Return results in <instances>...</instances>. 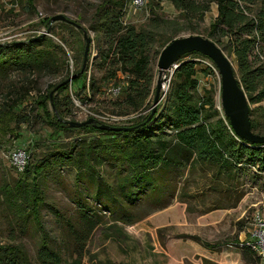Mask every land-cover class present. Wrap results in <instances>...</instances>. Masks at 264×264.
Listing matches in <instances>:
<instances>
[{"label":"trees","instance_id":"trees-1","mask_svg":"<svg viewBox=\"0 0 264 264\" xmlns=\"http://www.w3.org/2000/svg\"><path fill=\"white\" fill-rule=\"evenodd\" d=\"M16 1L28 12H36V0ZM128 2L132 3V0H99L88 28L96 37L100 35L104 39L105 49L97 52L101 67L105 69L101 83L118 89L116 97L107 99L108 102L120 108L118 114L135 115L129 119L131 123L121 126L124 129L104 130L94 123L71 127L64 123L65 120H74L66 119L71 114L74 99L81 103L91 101L92 95L99 92V85L92 77L88 80L89 58L81 72L84 47L79 41L75 43L79 58L74 63V70L69 72L66 58L61 61L64 68L60 70L56 51L63 48L51 38L55 35L50 17L38 22L48 35L0 44L1 71L12 69L23 74L50 75L65 71L62 79L48 85L44 93L35 97L46 124L52 127V135L59 131L92 134L88 140L81 135L68 145L60 144L39 161L28 160L13 191L8 183L0 187L6 206L15 210L16 218L30 216L36 222L41 232L38 257L45 263L54 261L50 264H59L61 261L51 249L48 235L39 221L43 192L37 179L48 168L64 164L74 168L76 178L84 173L87 180L95 184L94 196L98 202L104 196H108L110 202L120 198L133 202L132 195L139 196L144 189L153 187L157 180L155 174L160 168L179 171L186 165L198 163L212 167L218 180L225 178L227 181L242 175L264 174V144L248 142L235 134L228 118L215 107V89L210 88L202 94L198 92V72L217 74L207 57L197 53L183 55L171 75L168 91L153 115L147 119L151 109L142 113L150 107L155 93L152 57L155 54L157 58L161 49L181 32L190 31L204 34L233 58L240 85L250 105V128L252 132L264 135V0H149L150 18L141 28L123 22ZM164 2H169L177 12L173 19L160 13ZM211 3L216 5L217 15L207 28L201 29ZM58 24L82 33L68 22L59 21ZM186 56L191 58L185 59ZM199 66L203 68L198 70ZM69 78H72L70 82L65 83ZM119 82L121 86L117 85ZM30 91L29 87H23L17 90L16 96H6L0 105L3 133L25 122L23 108ZM5 118H8L7 122ZM91 118L97 124L104 123L99 118ZM106 162L115 167L116 189L112 187L113 182L108 183L97 169ZM106 188L108 192L104 191ZM156 189L158 196V184ZM123 193L127 196L123 197ZM106 208L109 209L110 205ZM123 215L117 219L130 220L127 212ZM93 220L84 215L83 221L88 228L86 234L98 224ZM81 255L82 251H78V256L70 264H80ZM0 264L31 263L22 245L0 243Z\"/></svg>","mask_w":264,"mask_h":264},{"label":"rangeland","instance_id":"rangeland-1","mask_svg":"<svg viewBox=\"0 0 264 264\" xmlns=\"http://www.w3.org/2000/svg\"><path fill=\"white\" fill-rule=\"evenodd\" d=\"M98 1L36 0V12L31 13L16 0H0V29L12 30L11 34L20 35L16 42H23L43 31L38 22L45 17L64 14L76 21L87 30L91 38L88 80L92 77L97 81L99 92L92 95L91 101L81 103L74 99L71 114L66 119L79 121L95 117L107 124L125 126L131 123L129 119L135 115L118 114L120 108L108 102L107 99L116 97L113 90L118 89L101 83L105 69L101 67L97 52L105 49L104 39L88 30ZM148 2L145 0L140 8H134L128 2L123 22L136 28L144 26L150 18ZM160 13L168 19L177 15L169 2L161 4ZM216 15V5L211 3L201 22V29L207 28ZM53 23L55 36L51 38L63 48L62 51H56L59 68L63 70L61 61L66 58L69 72H72L79 58V49H76L75 43L79 41L85 47L82 33L65 29L58 22ZM187 35L195 33L184 31L178 37ZM200 35L205 37L204 34ZM228 57L236 70L233 58ZM157 60L154 54L152 64L155 80ZM202 68L199 66L198 70ZM172 73L168 72L165 76L159 103L168 91ZM64 75L65 71L60 75H50L0 70V105L6 96H16L17 90L23 87L31 90L23 108L25 122L7 130L8 133L0 129V187L8 183L13 191L17 179L22 176L9 162V149L23 147L29 152V161L36 162L49 150L60 144L68 145L77 136L84 135L85 140L91 138L92 134L85 135L77 131H59L52 135V127L46 124L40 107L36 105L35 97L44 93L48 85L56 84ZM119 76L121 79L122 76ZM197 79L200 94L210 88L215 89V107L223 115L218 73L205 75L201 71ZM117 85L122 84L119 82ZM152 104L151 101L150 107L142 113H147ZM97 169L107 178L108 183L113 182L112 187L116 189V170L113 164L106 162ZM213 173L212 167L198 163L186 165L179 171L160 168L155 174L157 180L153 187L144 189L139 196L132 195L133 202L122 198L110 202L108 196H104L100 204L95 200V184L87 180L84 173L76 178L73 167L60 164L44 170L41 178L37 179L43 192L39 221L48 235L51 249L61 258L59 264H70L78 256V251H82L80 264H262L255 254L246 253L243 249H230L226 245L243 241L250 234L254 211L264 207V174L242 175L227 181L225 178L218 180ZM106 189L104 191L108 192ZM123 194V197L127 196ZM107 205H110L109 209ZM14 211L6 206L0 192V243L22 245L31 264L54 262L45 263L38 257L41 232L36 222L30 216L18 219ZM125 212L130 215L129 221L117 219ZM84 215L98 222L88 234Z\"/></svg>","mask_w":264,"mask_h":264},{"label":"water","instance_id":"water-1","mask_svg":"<svg viewBox=\"0 0 264 264\" xmlns=\"http://www.w3.org/2000/svg\"><path fill=\"white\" fill-rule=\"evenodd\" d=\"M50 21L68 22L69 24L74 25L77 29L82 30V36L85 42L82 59V72L87 63L91 43V38L88 36L87 31L84 30L81 25L74 23L64 14L51 16ZM190 53H197L207 57L215 66L220 83V107L223 115L228 118L230 127L235 134L248 142L264 144V135L254 133L250 128L249 101L240 85L238 75L231 60L215 42L197 34L177 37L161 49L156 64L157 76L155 80V93L152 100L153 104L147 119H150L153 115L156 106L161 99L160 93L163 89V82L166 74L171 72L175 64L183 55ZM71 79L72 78H69L65 83L70 82ZM64 123L71 127H80L84 124L94 123L95 126L104 130L124 129V127H113L107 123L97 124L94 122V118L79 121L65 120Z\"/></svg>","mask_w":264,"mask_h":264},{"label":"built area","instance_id":"built-area-1","mask_svg":"<svg viewBox=\"0 0 264 264\" xmlns=\"http://www.w3.org/2000/svg\"><path fill=\"white\" fill-rule=\"evenodd\" d=\"M145 3V0H132L131 6L134 8H140ZM12 30L3 31L0 29V44L11 43L19 41L20 35L11 34ZM38 35H47V32L43 29ZM24 41V40H22ZM177 67V63L171 70V73ZM170 73V72H169ZM118 90H113V94L116 95ZM9 162L15 167L17 172L25 170L28 160L29 152L23 147H13L9 149L8 153ZM230 249H248L254 253L257 257L264 259V207L262 210H255L252 216V230L249 237L243 241L229 243L226 245Z\"/></svg>","mask_w":264,"mask_h":264},{"label":"crops","instance_id":"crops-1","mask_svg":"<svg viewBox=\"0 0 264 264\" xmlns=\"http://www.w3.org/2000/svg\"><path fill=\"white\" fill-rule=\"evenodd\" d=\"M249 235H250V234L248 233V234H247V238L249 237ZM245 252H246V253H249V254H254V253H252V252L249 251V250H245ZM259 258H260V257H259ZM260 259H261V258H260ZM261 263L264 264V259H261Z\"/></svg>","mask_w":264,"mask_h":264}]
</instances>
